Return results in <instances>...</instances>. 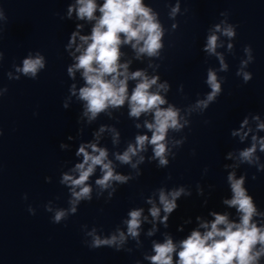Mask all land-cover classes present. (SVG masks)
I'll return each instance as SVG.
<instances>
[{
  "label": "clouds",
  "instance_id": "obj_1",
  "mask_svg": "<svg viewBox=\"0 0 264 264\" xmlns=\"http://www.w3.org/2000/svg\"><path fill=\"white\" fill-rule=\"evenodd\" d=\"M97 10L100 13L99 17L95 15ZM73 11L76 12L77 18L80 20L96 21L90 36L79 35L78 31L72 32L66 45V50L71 49L76 44L77 36H79L80 43L75 48V52L79 55L72 54L75 63L67 67V74L75 79V73L81 72L85 86L79 89L78 99L86 102L83 114L88 117L89 121H92L109 107L118 108L123 106L126 101L130 117L139 118L141 114L151 113L152 122L145 121L144 123V126L152 133L151 137L137 135L135 144H129L127 149L122 154H117L115 158L120 163L129 164L135 169L139 163L143 162L144 157L140 156L136 163H132V158L138 153L146 151V146L150 144L154 153L153 158L158 159L159 166H166L168 164L166 154L170 151L166 141L167 133L170 129L179 131L184 126L180 122L183 118L179 115V109L172 105L162 107L167 101L160 95V90L166 92L168 85L166 83L157 85L158 76L149 78L144 71L129 73L128 63L119 62L122 55L120 51L122 44H130L135 50L137 58L141 55L149 57L159 55L163 47L161 41L163 30L156 14L143 3V0H103L101 5H98L96 0H76V5L68 8L69 18H71ZM178 11L179 5L177 4L170 15L175 16ZM80 27L82 26L77 25V28ZM215 32H222L229 39L234 38L236 32L232 25L223 28L219 24L215 25L213 34L207 37V43L203 49L209 55L217 56L221 71H227L223 56L217 52V48L222 45L218 44L219 38ZM228 48L231 50L232 45L229 44ZM244 52L247 59L241 61L237 75H242L244 83H248L253 78L252 74L243 71V69L254 61L252 47L246 45ZM2 59L3 53L0 52V60ZM45 68L46 59L38 52L35 57L29 54L27 58L23 59L22 67H15V71L29 79L36 80L38 73ZM7 75L10 80L20 79L19 76L13 77L11 72ZM130 79L136 80L137 83L129 95L128 81ZM206 83L211 91L205 99L198 100L192 110L206 109L221 93V84L215 71L208 70ZM154 85L157 86V91H151ZM7 91L8 89L4 88L0 91V95ZM71 92L73 95L76 94L75 85L71 86ZM63 107L66 109L67 104H63ZM252 118L259 120L260 117L256 114ZM184 123L186 124L187 121L185 120ZM247 124L248 118L245 117L241 127ZM258 129H264V123H259ZM100 131L103 132L104 128L101 127ZM2 135L3 130L0 129V136ZM232 135L236 136L240 133L234 131ZM247 135L248 133L244 132L240 136L241 140ZM252 141L251 147L239 153L241 162L252 164L255 159H258L254 156L257 143H259L260 150L264 151V139L257 141V137L253 136ZM60 147L63 149L67 146L61 144ZM76 155L83 158L82 162L76 163L72 169L78 175L73 176L64 173L60 180V183L70 190L69 208L55 210L51 219L54 224H60L70 214L75 215L78 210L77 205L81 201L90 202L92 200L89 178L95 173L98 166L102 176L95 180V184L101 189V192L109 188L115 192L113 182L125 184L130 179V177L114 171L112 161L108 159L107 149L97 147L95 143H81ZM230 156L231 154H229V158ZM228 180L232 198L225 200L224 203L236 208L240 214L239 222L230 221L227 214L212 213L214 220L210 224H201V227L206 231L202 233L199 230H193L186 239L180 241L179 251H177V245L173 243L171 238H166L164 243H154L155 255L146 257L151 264H174L173 254L178 257L175 264H258L259 258L264 255V227H258L253 217L264 214L257 212L253 198L247 194L244 187V177L236 179L235 173H230ZM45 181L50 182L51 178L45 177ZM182 193H184L183 188L173 190L168 194L164 190H160L159 203L165 213L164 221H167L168 214H171L178 207L176 200ZM109 195L111 196L112 193ZM24 198H27V194ZM147 202L152 204L151 216L153 218L159 217L161 208L157 207L151 199ZM45 210L53 211L50 206H45ZM142 211V209L130 211L128 213L129 219L125 221L127 234L134 239L139 236ZM28 212L35 215V210L31 206L28 207ZM145 219L147 218L145 217ZM87 234L92 237L89 244L90 249L114 247L116 251H120L121 246L126 241L124 232H118V235L112 234L103 239L95 235V229Z\"/></svg>",
  "mask_w": 264,
  "mask_h": 264
}]
</instances>
